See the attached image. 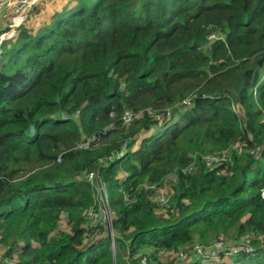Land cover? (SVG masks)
<instances>
[{
	"label": "trees",
	"instance_id": "obj_1",
	"mask_svg": "<svg viewBox=\"0 0 264 264\" xmlns=\"http://www.w3.org/2000/svg\"><path fill=\"white\" fill-rule=\"evenodd\" d=\"M68 3L1 43L0 264H173L180 248L245 237L253 251L233 263L264 264V0ZM126 108L144 113L123 125ZM240 140L228 174L205 166ZM92 171L115 252L108 234L84 242L95 190L80 175ZM165 182L173 208L158 212L151 187Z\"/></svg>",
	"mask_w": 264,
	"mask_h": 264
},
{
	"label": "built area",
	"instance_id": "obj_2",
	"mask_svg": "<svg viewBox=\"0 0 264 264\" xmlns=\"http://www.w3.org/2000/svg\"><path fill=\"white\" fill-rule=\"evenodd\" d=\"M39 0H0V23L5 19V25L0 26V55H1V43L4 39L11 38L16 29L21 23L27 18L29 12L36 5ZM19 16V19L13 23L14 19ZM12 24L13 30L7 31L6 28ZM6 34V35H5ZM145 111L148 114L153 113L152 109L146 108ZM144 113V110H135L131 108L124 109L121 115V122L123 125H129L134 120L140 118ZM166 118L170 119V112L166 111ZM164 118L163 114H156L155 119L162 121ZM95 136L91 138L82 139L75 144L74 149H87L90 148V143L95 140ZM244 141H237L230 149L224 150L219 153L208 154L203 157L205 166L210 170H215L217 174H228L229 168L228 163L230 161V150L234 148L235 150L241 151L245 147ZM126 148L123 146L122 149L116 154L121 156L125 152ZM253 152V149L250 150ZM111 156V155H110ZM109 156V157H110ZM108 157V158H109ZM113 155L109 158L112 159ZM60 161V158H57ZM196 168L195 162L192 161L187 166L182 169L183 173H188ZM85 181H87L95 190V201L94 205L89 207L85 212V223L86 228H94L92 233L86 232L84 235V242L86 243L88 238L90 241L94 239H99L104 235L108 234L111 241V249L113 252L118 248V244L115 241V233L112 228V213L110 209L109 193L107 186L101 181L97 172H83L81 175ZM176 176L170 175L168 181L173 182ZM166 185L159 187L152 186L154 189L152 199L157 202L158 207L156 208L158 212H166L171 210V196L172 193L169 189V182H165ZM104 197V200H103ZM100 198V199H99ZM102 202V205L100 203ZM58 228L65 232L71 231V225L66 218L65 214H60V219L58 221ZM245 241H228L227 239H218L208 246H203L198 243L193 244L189 247H183L175 252L171 253V257L174 259L173 264H192L198 259H215L218 255H223L224 252H239L240 250H245L247 252L253 251V247L250 243L248 237H245ZM4 247L0 245V260L4 254ZM162 257H166L170 254V251H163ZM4 261L11 264V260L4 258ZM142 264H147V259L145 256L141 258Z\"/></svg>",
	"mask_w": 264,
	"mask_h": 264
},
{
	"label": "rangeland",
	"instance_id": "obj_3",
	"mask_svg": "<svg viewBox=\"0 0 264 264\" xmlns=\"http://www.w3.org/2000/svg\"><path fill=\"white\" fill-rule=\"evenodd\" d=\"M39 1L36 3V6L34 7L35 9L34 10L32 9L33 11L31 10L29 16L25 20L26 25L29 28H34L33 30H36L39 27H41V25L48 23L50 21V15L52 13V10L64 5L65 3L69 2L70 0H43V2H41V3H39ZM67 6H68V4H67ZM39 12L41 14H39ZM40 16H41L42 19L39 20L38 18ZM6 22H8V21H6ZM124 176H125L124 173H121L118 177L122 178ZM103 200H104V197H103ZM100 203L102 205L101 200H100ZM228 239L232 240L231 238H228ZM237 253L238 252H233V251L231 252L232 255L237 254ZM157 254L159 256H161V255L164 254V252L160 251ZM232 255L230 256V253H226V251H225L223 255H221V256L218 255V258H215V259H204L203 262H205V264H214L215 262H218L220 260H225V262H227L229 264H234L233 263V259H232Z\"/></svg>",
	"mask_w": 264,
	"mask_h": 264
},
{
	"label": "crops",
	"instance_id": "obj_4",
	"mask_svg": "<svg viewBox=\"0 0 264 264\" xmlns=\"http://www.w3.org/2000/svg\"><path fill=\"white\" fill-rule=\"evenodd\" d=\"M41 2H43V0H40V1H39V3H41ZM39 3H38V4H39ZM65 4H68V5H69L68 2L65 3ZM65 4L62 5V6H60V7H58V8L53 9L51 15H52L54 12L59 11L60 9H62V8L65 6ZM66 6H67V5H66ZM34 7H35V6H34ZM34 7H33V8H34ZM67 7H70V6H67ZM34 9H35V8H34ZM34 9H33V10H34ZM33 10H32V11H33ZM29 14H30V13H29ZM29 14H28V16H29ZM39 14H41V13H39ZM51 15H50V16H51ZM38 19H39V20L42 19L41 16H40ZM4 23H6V20H5V19L0 23V26H1L2 24L5 25ZM134 147H136V146H134ZM120 174H121V173H120ZM120 174H119V175H120ZM124 175H125V174H124Z\"/></svg>",
	"mask_w": 264,
	"mask_h": 264
},
{
	"label": "water",
	"instance_id": "obj_5",
	"mask_svg": "<svg viewBox=\"0 0 264 264\" xmlns=\"http://www.w3.org/2000/svg\"><path fill=\"white\" fill-rule=\"evenodd\" d=\"M65 116L67 117L69 115L63 114V117H65ZM33 132H34V126H33V124H31L30 127L27 129V133L28 134H33Z\"/></svg>",
	"mask_w": 264,
	"mask_h": 264
}]
</instances>
